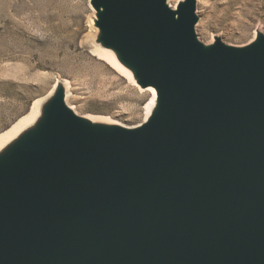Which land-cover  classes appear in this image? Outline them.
<instances>
[{
	"label": "water",
	"instance_id": "obj_1",
	"mask_svg": "<svg viewBox=\"0 0 264 264\" xmlns=\"http://www.w3.org/2000/svg\"><path fill=\"white\" fill-rule=\"evenodd\" d=\"M146 119L80 114L65 81L0 148V264H264V31L197 32L198 0H91Z\"/></svg>",
	"mask_w": 264,
	"mask_h": 264
},
{
	"label": "rangeland",
	"instance_id": "obj_2",
	"mask_svg": "<svg viewBox=\"0 0 264 264\" xmlns=\"http://www.w3.org/2000/svg\"><path fill=\"white\" fill-rule=\"evenodd\" d=\"M180 0H169L176 7ZM199 37L231 44L264 31V0H198ZM91 0H0V134L62 79L80 114L133 126L151 95L95 53ZM134 84V85H133Z\"/></svg>",
	"mask_w": 264,
	"mask_h": 264
},
{
	"label": "bare ground",
	"instance_id": "obj_3",
	"mask_svg": "<svg viewBox=\"0 0 264 264\" xmlns=\"http://www.w3.org/2000/svg\"><path fill=\"white\" fill-rule=\"evenodd\" d=\"M94 51L99 56V58H102L103 60L108 62L118 72L122 73V75L125 76V78H127L130 82L136 84V81L134 79V76H133L132 72L118 63L117 58H116L115 54L112 51L107 50V49H103V48H101L98 45H96V48H95ZM64 83L66 84L67 89H68V83L66 81ZM56 84H55V86H56ZM55 86H54V88H55ZM145 90L147 92H149L150 95H151V100L146 106L147 107V109H146L147 112L146 113L148 115L150 113V111H151V109L153 107L154 101H155V90L153 88H147ZM41 101H42V99H38L34 103V105L32 106L33 108H32L31 112L28 115H26L21 120H19L13 127H11L7 131H5V132L0 134V148L3 145H5L11 138H13L17 133H19L23 128H25L27 125H29L30 123H32L34 121V119L40 113ZM114 121H117V120H114ZM117 122L122 123L120 121H117Z\"/></svg>",
	"mask_w": 264,
	"mask_h": 264
}]
</instances>
